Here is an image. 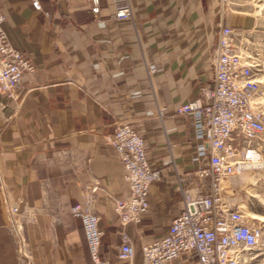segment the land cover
<instances>
[{"label": "crops", "instance_id": "1", "mask_svg": "<svg viewBox=\"0 0 264 264\" xmlns=\"http://www.w3.org/2000/svg\"><path fill=\"white\" fill-rule=\"evenodd\" d=\"M39 1L42 11L30 0H0L8 43L35 67L24 72L17 100L0 91V264H18L5 198L31 212L24 232L33 264H89L81 222L67 208L94 179L100 257L123 264L117 250L125 232L133 264H141L140 246L165 235L181 212L179 188L195 166L196 144L176 108L211 82L220 27L247 29L252 18L222 0H128L132 16L123 20L113 18L109 0ZM122 122L143 137L160 170L148 211L126 227L114 199L127 197L129 185L110 145Z\"/></svg>", "mask_w": 264, "mask_h": 264}, {"label": "built area", "instance_id": "2", "mask_svg": "<svg viewBox=\"0 0 264 264\" xmlns=\"http://www.w3.org/2000/svg\"><path fill=\"white\" fill-rule=\"evenodd\" d=\"M30 1L34 10L42 11L39 0ZM222 1L234 11H242ZM109 4L114 19L132 16L128 0H109ZM245 10L254 20L251 27H220L210 55L214 70L211 82L200 83L199 99L176 108L196 144L195 166L179 188L181 212L165 235L140 246L141 264H173L180 258L198 264H264V198H246L250 205H244L240 198L242 189L255 183L243 176H264V71L258 62L264 56L255 50L256 37L250 36L261 8ZM43 14L50 16L49 12ZM5 23L0 9V91L17 100L24 72L33 74L35 67L8 43ZM249 44L254 51L248 52ZM156 69L149 67L150 72ZM110 145L119 157L130 191L127 197L114 199V211L122 227L136 226L148 211V190L160 177V170L150 163L143 137L128 123L115 126ZM99 188L95 179L83 185L81 200L67 208L68 214L81 222L89 264H109L98 252L103 232L94 202ZM4 204L9 216L6 229L18 264H33L24 232L31 212L26 206L20 211L7 198ZM134 254L131 238L123 232L117 257L123 264H133Z\"/></svg>", "mask_w": 264, "mask_h": 264}, {"label": "rangeland", "instance_id": "3", "mask_svg": "<svg viewBox=\"0 0 264 264\" xmlns=\"http://www.w3.org/2000/svg\"><path fill=\"white\" fill-rule=\"evenodd\" d=\"M227 2H230L233 4V6H236L242 10L247 9H253L257 7L261 8V11L258 13V16L256 17V29L253 33L250 34L251 37H256L257 47L256 51L261 55L264 56V0H225ZM250 10V11H251ZM260 10V9H259ZM252 18V22H253ZM253 50L252 46L248 45V52ZM254 51V50H253ZM258 62L260 64V69L264 71V57H260L258 59ZM242 179H246L247 182L254 183V186H249V188H243L241 191L240 198H243L244 205H250V202L246 198H264V176L258 177V178H252L250 176L246 175L243 176ZM248 179V180H247ZM262 210V208H260Z\"/></svg>", "mask_w": 264, "mask_h": 264}, {"label": "bare ground", "instance_id": "4", "mask_svg": "<svg viewBox=\"0 0 264 264\" xmlns=\"http://www.w3.org/2000/svg\"><path fill=\"white\" fill-rule=\"evenodd\" d=\"M246 178H247V176H246ZM247 180H248V179H247ZM262 218H264V216H263Z\"/></svg>", "mask_w": 264, "mask_h": 264}]
</instances>
